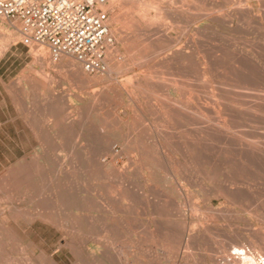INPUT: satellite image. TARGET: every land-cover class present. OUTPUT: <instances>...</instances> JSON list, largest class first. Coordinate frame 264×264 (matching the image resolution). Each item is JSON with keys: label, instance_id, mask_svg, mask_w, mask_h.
<instances>
[{"label": "rangeland", "instance_id": "374dc122", "mask_svg": "<svg viewBox=\"0 0 264 264\" xmlns=\"http://www.w3.org/2000/svg\"><path fill=\"white\" fill-rule=\"evenodd\" d=\"M108 14L113 44L90 83L72 59L45 64L0 20V264H83V238L88 264H233L241 248L264 251V0H118ZM170 98L185 123L164 108ZM198 119L223 126L206 149L222 153L216 167L190 146ZM24 156L32 183L6 184ZM43 210L62 227L28 218Z\"/></svg>", "mask_w": 264, "mask_h": 264}, {"label": "built area", "instance_id": "2783aa9c", "mask_svg": "<svg viewBox=\"0 0 264 264\" xmlns=\"http://www.w3.org/2000/svg\"><path fill=\"white\" fill-rule=\"evenodd\" d=\"M108 0H0V20L17 23L19 43L46 50L51 61L71 58L86 74L105 71L113 41ZM233 252V251H232ZM233 264H264V256L247 247L234 252Z\"/></svg>", "mask_w": 264, "mask_h": 264}, {"label": "bare ground", "instance_id": "6f19581e", "mask_svg": "<svg viewBox=\"0 0 264 264\" xmlns=\"http://www.w3.org/2000/svg\"><path fill=\"white\" fill-rule=\"evenodd\" d=\"M116 1H118V0H108V2H107V4H106V6H104L103 7V9L105 10V11H107L108 13H112V11L114 10L115 11V4H116ZM127 2V1H126ZM242 2V1H241ZM143 3V2H142ZM118 4V3H117ZM126 3L125 2H122V3H119V5L120 6H122V5H125ZM145 4V3H144ZM205 6V5H204ZM215 12V11H214ZM217 12V11H216ZM203 13H205V12H203ZM202 13V14H203ZM209 14V13H208ZM109 15H111V14H109ZM210 15V14H209ZM118 16V15H117ZM120 16H122V15H119V17ZM208 16V15H207ZM114 17H116L115 15H114ZM114 17H113V20H115L114 19ZM210 17V16H209ZM124 18V17H123ZM123 18H119V19H117V17H116V19L117 20H115V21H117V22H121V20H123ZM112 19V18H111ZM207 19H209V18H207ZM124 20H126V18L124 19ZM147 20V19H146ZM226 20V19H225ZM114 21V22H115ZM247 21V20H246ZM142 22V21H141ZM191 22V21H190ZM150 23V22H149ZM151 23H152V21H151ZM154 23V22H153ZM189 23V22H188ZM117 24V23H116ZM125 24V23H124ZM146 24V23H145ZM156 24H157V22H156ZM155 24V25H156ZM155 25H150L149 26V28H153ZM252 25V24H251ZM14 26V25H13ZM140 26V25H139ZM18 28H19V26H18ZM121 28V27H120ZM148 28V27H147ZM158 28V27H157ZM141 29V28H140ZM121 30H123V29H121ZM185 30V29H184ZM117 31V30H116ZM188 31V30H187ZM158 32V31H157ZM115 33H117V32H115ZM120 33V32H119ZM152 33V32H151ZM155 33V32H154ZM159 33V32H158ZM150 34V33H149ZM110 35L112 36V31L110 30ZM122 35V34H121ZM121 35H120V37H121ZM125 35V34H124ZM160 36V35H159ZM123 37V36H122ZM10 39V38H9ZM15 39V38H14ZM14 39H12V40H14ZM142 39V38H141ZM146 39V38H145ZM150 39H152V41H153V37H151ZM156 40V39H155ZM158 40H160V39H158ZM5 41H8V40H5ZM16 41V40H15ZM17 41H19V40H17ZM16 41V42H17ZM157 41V40H156ZM13 42V41H12ZM11 42V43H12ZM146 42H148L147 40H146ZM151 42V41H150ZM14 43V42H13ZM125 43V42H124ZM143 42H141V44H142ZM15 44V43H14ZM136 44V43H135ZM149 44V43H148ZM152 44V43H151ZM150 44V45H151ZM5 45H7V44H5ZM10 44H8V46H9ZM149 45V46H150ZM152 46V45H151ZM144 47V46H143ZM147 48V47H146ZM149 48H152V47H149ZM111 50V49H110ZM141 51V50H140ZM151 51H152V49H151ZM213 51V50H212ZM224 51V50H223ZM226 51V50H225ZM32 52H36V53H38L40 56V58H41V60H43L44 61V63L45 64H47V65H49V64H51L52 63V65L54 64L53 63V61H51L50 59H49V57H48V54L47 53H44V50L43 49H41V50H38V51H36V50H32ZM217 52V51H216ZM219 52H221L220 50H219ZM134 53V52H133ZM144 53H147V52H144ZM211 54V53H210ZM132 55V54H131ZM219 55V54H218ZM231 55V54H230ZM229 55V56H230ZM114 56V55H113ZM127 56V55H126ZM236 56V55H235ZM238 56V55H237ZM38 57V58H39ZM196 57V56H195ZM234 57V56H233ZM108 58V55H107V57H106V59L105 60H108L107 59ZM128 58H129V56H128ZM69 59H71V58H69ZM130 59H131V61L132 60H134V59H132L131 58V56H130ZM149 59V58H148ZM231 59V58H230ZM236 59V58H235ZM234 59V60H235ZM238 59V58H237ZM236 59V60H237ZM242 59V58H241ZM73 60V59H72ZM142 60V59H141ZM140 60V61H141ZM144 60V59H143ZM146 60V59H145ZM150 60V59H149ZM235 60V61H236ZM59 61H61L60 63L58 62V61H56V62H58L57 64H58V67L60 68V67H63V66H66V67H68L69 65H67V60H65V58H61ZM65 61V62H64ZM75 61V60H74ZM110 61V60H109ZM113 60H112V58H111V62H112ZM213 61V60H212ZM135 62V61H134ZM142 62V61H141ZM145 62V61H144ZM146 62H147V60H146ZM143 63L144 65L146 64L147 65V63ZM211 62V61H210ZM214 62V61H213ZM215 62H217V61H215ZM151 63V62H150ZM223 63V62H222ZM234 63V62H233ZM242 63V62H241ZM240 63V64H241ZM57 64H54V65H57ZM78 64V63H77ZM77 64H75V65H73L72 64V68L74 67H76L77 66ZM139 64V63H138ZM140 64H142V63H140ZM140 64H139V66H140ZM141 65V66H144V65ZM234 64H236V63H234ZM245 64H247V63H245ZM245 64H241L242 66H244ZM51 65V66H52ZM120 65V64H119ZM136 65H137V63H136ZM215 65V64H214ZM216 66V65H215ZM242 66L240 67V68H235V69H240L241 71L240 72H244L243 74H245V76H246V72H245V68L248 66V64H247V66H244V69L242 68ZM53 67V66H52ZM71 67V66H70ZM80 67V66H79ZM125 67V66H124ZM230 67V66H229ZM228 67V68H229ZM233 67V69H234V65L232 66ZM239 67V66H238ZM249 67V66H248ZM113 68L114 69H116V70H119V69H121L120 68V66H117V65H113ZM135 68V67H134ZM70 69V68H69ZM107 69L109 70V72L110 71H113L112 69H110V67H108L107 66ZM197 69V68H196ZM211 69V68H210ZM215 69H217V67L215 68ZM226 69L227 68H225V70L224 71H222L221 69H220V72H225L226 71ZM189 70V69H188ZM194 70V69H193ZM218 70L219 69H217L216 71L218 72ZM230 70V69H229ZM244 70V71H243ZM248 70V69H247ZM253 70H255V69H253ZM80 71L81 72H76V73H73V76H75V78L77 79V80H79V81H81V82H89L90 83V81H89V79H88V77L86 76L87 74L86 73H84L82 70H81V68H80ZM126 71V70H125ZM214 71V70H213ZM227 71H228V69H227ZM233 71V70H232ZM256 71V70H255ZM108 72V71H107ZM115 72V71H114ZM120 72V71H119ZM150 72V71H149ZM234 72H235V70H234ZM111 73V72H110ZM188 73V72H187ZM229 73V72H228ZM236 73H238V71L237 72H235V74L234 73H232V76H233V74L236 76L237 74ZM248 73V72H247ZM215 74V73H214ZM218 74H220V73H218ZM106 75H108V73L106 74ZM157 75V74H156ZM193 75V74H192ZM238 75H239V73H238ZM238 75L236 76V77H238ZM217 76V75H216ZM219 76V75H218ZM227 76H230V73L227 75ZM244 76V77H245ZM108 77H109V75H108ZM118 77V76H117ZM196 77H197V75H196ZM220 77V76H219ZM234 77V76H233ZM240 78L242 77V76H239ZM244 77H243V79H244ZM248 77V76H247ZM146 78H147V80L150 82L149 84L151 85L152 83H153V78L151 77V76H146ZM223 78V77H222ZM222 78H221V80H222ZM228 78V77H227ZM235 78V77H234ZM46 79V78H45ZM98 79H100V78H98ZM105 79V78H104ZM194 79H196V78H194ZM219 79V78H218ZM246 79V81L245 80H242V81H244L245 82V84H246V82H248L247 81V79L248 78H245ZM132 80V79H131ZM213 80V79H212ZM224 80V79H223ZM226 80V79H225ZM228 80V79H227ZM226 80V81H227ZM249 80V79H248ZM101 81V80H100ZM156 81H157V79H156ZM163 81V80H162ZM199 81V80H198ZM211 81V80H210ZM216 81V80H215ZM95 82V81H94ZM175 82V81H174ZM212 82V81H211ZM236 83H238L237 81H235ZM244 82H243V84H244ZM16 83H18V82H16ZM105 83V82H104ZM190 83H191V81H190ZM193 83V82H192ZM195 83V82H194ZM193 83V84H194ZM205 83V82H204ZM221 84L223 83V82H220ZM156 84V83H155ZM155 84H153V86L151 87V88H153L154 86H156ZM166 84V83H165ZM170 84V83H169ZM207 84V83H206ZM205 84V85H206ZM224 84H226V83H224ZM238 84H241L240 82L238 83ZM242 84V85H243ZM249 84V83H248ZM254 84V83H253ZM108 85V84H107ZM136 84H134V86H135ZM159 85V84H158ZM172 85V84H171ZM175 85V84H174ZM213 85H216V87H218L217 86V84H215L214 82H213ZM228 85H230V84H228ZM4 86L6 87V89H7V91H8V93L11 95V96H15V95H17V92H18V90H19V84H14V83H11V84H9V85H7V84H4ZM163 86V85H162ZM165 86V85H164ZM163 86V87H164ZM225 86V85H224ZM224 86H220V87H224ZM235 86V85H234ZM245 86V85H244ZM109 87V86H108ZM149 87V88H150ZM188 87H190L189 88V90L190 89H192L191 87H193L192 86V84H191V86H188ZM239 87H240V85H239ZM242 87V86H241ZM147 88H148V86H147ZM150 88V89H151ZM214 88H215V86H214ZM219 88V87H218ZM234 88H236V87H234ZM244 88H246L247 89V86L246 87H244ZM251 88V87H250ZM253 88V87H252ZM166 89H167V87H166ZM220 89V88H219ZM192 90H194V88L192 89ZM199 90H201V88L199 89ZM162 91V90H161ZM195 91H198L197 89L195 90ZM195 91H193V93L195 92ZM234 91H236L235 89H234ZM163 92V91H162ZM166 92V91H165ZM190 92H192V91H190ZM200 92H203V91H200ZM199 92V93H200ZM205 92V91H204ZM164 93V92H163ZM195 93H197V92H195ZM194 93V94H195ZM236 93H238V92H236ZM240 93V92H239ZM249 93V92H248ZM192 94V93H191ZM193 94V95H194ZM217 94V93H216ZM246 94V93H245ZM161 95H162V93H161ZM168 95V94H167ZM181 96H182V94H180ZM185 95V94H184ZM183 95V96H184ZM199 95V94H198ZM210 97H212V92H211V90H210ZM223 95V94H222ZM226 95V94H225ZM224 95V96H225ZM238 95V94H237ZM247 95V94H246ZM18 96V95H17ZM101 96V95H100ZM196 97H197V95H195ZM134 96H132V98H133ZM11 98H14V97H11ZM131 98V99H132ZM219 98H220V96H219ZM133 99H135V97L133 98ZM171 99L172 98H170V102H171ZM192 99V98H191ZM194 99V98H193ZM192 99V101H194ZM217 99V98H216ZM262 99H264V98H262ZM14 100H16V99H14ZM98 100V99H97ZM101 100V99H100ZM155 100H157L158 101V99H155ZM188 100V99H187ZM222 100V99H221ZM163 101V100H162ZM173 101H175V100H173ZM184 101V100H183ZM206 101V100H205ZM97 102H99V101H97ZM198 102V101H197ZM219 102V101H218ZM233 102H235V104L237 105V102L236 101H233ZM14 103H16V101L14 102ZM23 103V102H22ZM100 103H101V101H100ZM134 103H135V101H134ZM220 103H221V101H220ZM252 103H253V101H252ZM166 104V105H165ZM164 105L166 106V107H164V108H167V106H169V108L171 109H173L174 108V106H171L173 103L171 102L170 103V105H169V103L168 102H166ZM185 104H188L187 103V101H186V103H184V105ZM23 105V104H22ZM21 105V106H22ZM24 105H26L25 103H24ZM102 105V104H101ZM182 105H183V103H182ZM183 105V106H184ZM189 105V104H188ZM187 105V106H188ZM234 105V104H233ZM15 106H16V104H15ZM17 106H18V104H17ZM27 106V105H26ZM20 107V106H19ZM24 108H26L25 106H23ZM185 107H186V105H185ZM190 107H192V106H190ZM224 107V106H223ZM187 108V107H186ZM186 108H184V109H186ZM236 108V107H235ZM23 109V108H22ZM99 109V108H98ZM168 109V108H167ZM167 109L165 110V109H163L162 110V112H166L167 111ZM201 109V108H200ZM204 109V108H203ZM26 110V109H25ZM103 110V109H102ZM169 110V109H168ZM195 110V109H194ZM197 110V109H196ZM207 110V109H206ZM20 111H21V109H20ZM23 111H24V109H23ZM27 111V110H26ZM170 111V110H169ZM174 111H176V113L178 114L179 112H177L178 111V109L177 110H174ZM174 111H170L171 113L173 112V113H175ZM203 111V110H202ZM204 111H205V109H204ZM211 111V110H210ZM209 111V112H210ZM105 112V111H104ZM170 112H169V114L168 115H170ZM198 112V111H197ZM24 113V112H23ZM22 113V114H23ZM27 113H28V111H27ZM157 113V112H156ZM201 113V112H200ZM205 113H207L206 115H208V112H205ZM104 114V113H103ZM196 114V112L194 113V115ZM201 114H203V112L201 113ZM201 114H198V115H200V117H201ZM210 114V113H209ZM173 115H175V114H173ZM173 115H172V119H173ZM181 115H182V113H180V114H178V117L180 118L181 117ZM205 115V116H206ZM158 116V115H157ZM176 116V115H175ZM183 116V115H182ZM209 116V115H208ZM168 117H170V116H168ZM178 117H175L174 119L176 120V118H178ZM184 117H186V116H184ZM197 117V116H196ZM66 118V117H65ZM161 118V117H160ZM178 118V119H179ZM182 118L183 117H181V120H182ZM188 118V117H187ZM207 118V117H206ZM213 118V117H212ZM220 118V117H219ZM67 119V118H66ZM89 119V118H88ZM177 119V120H178ZM186 119V118H185ZM201 119H203V117L201 118ZM26 120L28 121V117H26ZM160 120V119H159ZM158 120V121H159ZM162 120H163V118H162ZM174 120V121H175ZM190 120V119H189ZM188 120V121H189ZM195 119H193L192 121H194ZM206 120V119H205ZM210 120V119H209ZM213 120H214V118H213ZM216 120V119H215ZM217 120H218V118H217ZM183 121V123H185L184 122V119L182 120ZM182 121H181V123H182ZM197 121V120H196ZM198 121H199V124H200V126H196V125H192V126H196L195 128L197 129V131H199V132H197V135H194L193 136V138L191 139V140H189L190 141V146H192V147H194V148H196L197 149V151H198V157L197 156H195L196 157V160L198 161V163H199V161H201V158H205V159H207V161H208V163H209V165H211L212 167H216V166H218V165H220L221 163H222V153L220 152V151H218V149L217 148H219V147H217L216 149H217V151L214 153V154H212V155H208V150H206L207 149V144L209 143V144H214L215 142L217 143V142H220L221 140H223V138H224V136H225V134H224V132L223 133H221L222 132V125L221 124H219L220 126H221V132L220 131H217L218 129H220V127H218V129H216V130H214V128H211L210 126H206V124L205 123H203V124H205V126L202 124L201 125V123H200V121L201 120H199L198 119ZM207 121V120H206ZM190 122V121H189ZM203 122V121H202ZM208 122H210V121H208ZM211 122H212V124H213V122H216V121H212V119H211ZM150 124V123H149ZM187 124H188V122H187ZM190 124V123H189ZM198 124V125H199ZM210 125V124H209ZM213 125H215V124H213ZM216 125H218V123H216ZM157 126V125H156ZM162 126H164V125H162ZM186 126V125H185ZM188 126V125H187ZM191 126V127H192ZM71 127V126H70ZM199 127V128H198ZM215 127V126H214ZM105 128V127H104ZM232 129H233V126H232ZM189 130H191L192 131V129H189ZM195 129H194V127H193V131H194ZM196 131V130H195ZM224 131H225V129H224ZM227 131V130H226ZM229 131V130H228ZM175 133V132H174ZM187 133V132H186ZM199 133V134H198ZM233 133V132H232ZM161 134V133H160ZM223 134H224V136H223ZM78 135V134H77ZM177 135V134H176ZM181 135V134H180ZM189 137V136H188ZM187 137V138H188ZM192 137V136H191ZM234 137V136H233ZM239 137H241V136H239ZM258 137V136H257ZM49 138V137H48ZM248 138V137H247ZM229 139V138H228ZM235 139V138H234ZM244 139V138H243ZM225 140V139H224ZM54 141V140H53ZM174 141V140H173ZM128 142V141H127ZM207 142V143H206ZM223 142V141H222ZM221 142V143H222ZM206 143V144H205ZM215 143V144H216ZM225 143H226V141H225ZM254 143V142H253ZM42 144V143H41ZM59 144H60V142H59ZM62 144V143H61ZM178 144V143H177ZM214 144V145H215ZM219 145H220V143H218ZM217 144V145H218ZM247 144H249L248 142H247ZM257 144V143H256ZM218 145V146H219ZM230 146V145H229ZM241 146V145H240ZM242 146H244L243 144H242ZM221 147V146H220ZM236 147V146H235ZM44 148V147H43ZM46 148V147H45ZM211 148V147H210ZM223 148V147H222ZM247 148V147H246ZM42 149V148H41ZM213 149V148H212ZM211 149V150H212ZM43 150V149H42ZM186 150V149H185ZM223 150H225L224 148H223ZM45 151V150H44ZM56 151V150H55ZM175 151V150H174ZM213 151V150H212ZM229 151H230V149H229ZM247 151V150H246ZM40 153V152H39ZM178 153V152H177ZM225 153V152H224ZM223 153V154H224ZM106 154V153H105ZM139 154V153H138ZM179 154V153H178ZM229 154H231V152L229 153ZM239 154H240V150H239ZM250 154V153H249ZM168 155V154H167ZM107 156V155H106ZM201 156V157H200ZM25 157V156H24ZM36 157V156H35ZM37 158V157H36ZM114 158V157H113ZM112 158V159H113ZM128 158V157H127ZM140 158V157H139ZM203 158V159H204ZM110 159V158H109ZM104 160V159H103ZM230 160V159H229ZM105 161V160H104ZM38 162H39V160H38ZM65 162V161H64ZM108 162V161H107ZM226 162V161H225ZM18 164H16L14 167H12V168H10V169H8L6 172H4V174L3 175H1L3 178H4V182L6 183V184H9V185H21V186H23V187H25V186H28V184H31L32 183V179H33V175H32V171H31V169H30V165H32V164H30V160H29V158H28V156L27 157H25V158H23V159H21L19 162H17ZM110 163V162H109ZM112 163H114V162H112ZM153 163V162H152ZM224 163V162H223ZM205 165V164H204ZM196 166H197V164H196ZM203 166V165H202ZM223 166V165H222ZM46 167V166H45ZM136 167H137V165H136ZM225 167V166H224ZM249 167V166H248ZM116 168V167H115ZM123 168V167H122ZM144 168H146V167H144ZM203 169V168H202ZM223 169V168H222ZM6 170V169H5ZM122 170V169H121ZM123 170H125V169H123ZM139 170H141L140 171V174L142 175L143 173V170H142V168L141 169H139ZM117 171H119V170H117ZM123 172V171H122ZM126 172V171H125ZM185 172V171H184ZM3 173V172H2ZM139 173V172H138ZM202 173V172H201ZM200 173V174H201ZM110 174V173H109ZM185 174V173H184ZM101 175V174H100ZM196 176V175H195ZM139 178H141V177H139ZM195 178V177H194ZM187 179V178H186ZM210 180V182L212 181L211 179H209ZM224 180V179H223ZM229 182H232V181H230L229 180ZM192 183H193V180H192ZM226 183V182H225ZM233 183V182H232ZM142 187V186H141ZM49 187H47V189H48ZM204 189V188H203ZM235 189V188H234ZM226 191H227V189H226ZM217 192H219V191H217ZM228 192H230V191H228ZM48 193V192H47ZM54 193V192H53ZM227 193V192H226ZM113 194V193H112ZM228 194V193H227ZM226 194V195H227ZM232 194V193H231ZM135 195V194H134ZM138 195V194H137ZM161 195H162V193H161ZM52 196V195H51ZM56 197V196H55ZM222 197V196H221ZM232 197V196H231ZM230 197V198H231ZM50 198H52V197H50ZM216 198V197H215ZM41 201V200H40ZM57 202V201H56ZM231 203V202H230ZM147 204V203H146ZM175 204V203H174ZM41 205V204H40ZM103 206V205H102ZM101 206V207H102ZM185 208V207H184ZM24 210V209H23ZM190 211V210H189ZM8 212V211H7ZM55 215V214H54ZM53 214H51V213H49L47 210L46 211H40V212H38V213H32V214H30L29 216H28V218H30V220H32V219H34V218H40V219H42V220H44V221H52V222H56V223H59V221L55 218V216H54ZM208 216V215H207ZM92 224V223H91ZM90 224V225H91ZM55 225H57V224H55ZM58 225H60V227H62V224H58ZM205 231H206V229H205ZM62 232V231H61ZM203 232V231H202ZM207 232V231H206ZM84 236V235H83ZM206 236V235H205ZM85 237H87V236H85ZM88 237H91V236H89L88 235ZM212 237V236H211ZM186 239V238H185ZM207 239H208V237H207ZM138 240V239H137ZM87 241V238H83V241H81V243L80 244H78L79 246L78 247H80L81 246V250L78 248V257L81 259V261H83V264L85 263V264H88V262L89 261H92L93 260V258L92 257H90V255H91V253H93V251H86L85 249H84V244H85V242ZM90 241V240H89ZM88 242V241H87ZM65 245H67L68 247H70L71 249H73V247H74V245H73V243L71 242V240H65ZM186 243V242H185ZM182 244V243H181ZM141 245H142V243H141ZM99 246V245H98ZM220 246H222V244L220 245ZM169 247V246H168ZM193 247V246H192ZM223 247V246H222ZM233 247V246H232ZM241 247V246H240ZM245 249V248H244ZM222 251L224 250V249H221ZM233 250V249H232ZM236 250V249H235ZM75 251V250H74ZM260 251H261V249H260ZM259 251V252H260ZM77 252V251H76ZM235 252V251H234ZM262 253H264V251L262 250L261 251ZM260 252V254L262 255V253ZM109 253V252H108ZM224 253V252H223ZM109 255V254H108ZM129 255H130V253H129ZM94 256V255H93ZM97 256V255H96ZM118 258V257H117ZM199 258V257H198ZM51 261V263L52 264H56V262H55V260L54 259H51L50 260Z\"/></svg>", "mask_w": 264, "mask_h": 264}]
</instances>
